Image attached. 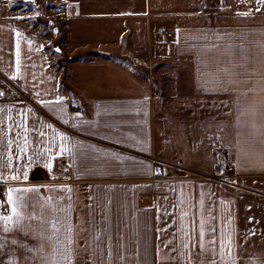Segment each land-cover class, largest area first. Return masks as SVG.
<instances>
[{"label": "crops", "instance_id": "1", "mask_svg": "<svg viewBox=\"0 0 264 264\" xmlns=\"http://www.w3.org/2000/svg\"><path fill=\"white\" fill-rule=\"evenodd\" d=\"M68 6L69 52L91 60H56L0 5V215L9 189H36L22 224L0 227V264H264V17L171 11L162 37L158 21L125 30L146 11ZM94 18L116 21H68ZM130 34L151 43L156 90L128 59ZM110 68L123 77L96 82ZM219 152L236 186L204 176Z\"/></svg>", "mask_w": 264, "mask_h": 264}, {"label": "rangeland", "instance_id": "2", "mask_svg": "<svg viewBox=\"0 0 264 264\" xmlns=\"http://www.w3.org/2000/svg\"><path fill=\"white\" fill-rule=\"evenodd\" d=\"M70 1L74 4H77V6H79L80 8L84 7V9H82L81 11L85 12H100L106 11L110 8L112 10L125 12L146 11L147 16L144 17H127L126 19L124 18L125 30L127 25L136 21V19L142 18L143 20L140 19V21L143 25L146 23V21H158L154 28L156 29V31H159L158 33L162 35V37L164 35V28L162 27L160 20L166 18L167 14H169L171 11L183 12L192 10L193 8H196L197 10L203 9V17H208V19H210V17H212V14L215 18H218L221 15L223 16L224 11L220 12L219 10H226L229 12V14H226L229 17L225 19H229L232 22H242L245 19H259L264 17V0H216L213 4L210 3L211 0H205L204 3L198 4L197 0H0V5L3 6V11L12 13L13 17H15L19 22L23 23L26 27L30 29H37L41 32L49 30V34L46 38V43L50 49V53L53 57H56V60H59L58 55L56 54L62 52V50H64V54L62 53L63 55L61 58L65 62H67L70 57L74 58V56L77 61L80 56H85L87 59H90V57L95 51H80L78 53L69 52L70 49L69 45L66 43V40L68 35V39H70V34L67 32L68 26L66 25L67 20L65 19L68 17L66 11L67 7L69 8L68 5ZM257 9L260 10L257 11ZM209 10L213 12H210ZM245 13H247V15H245ZM188 20L190 22H193L195 20V17H188ZM68 21L83 22L88 25H94L90 28H97V30H101V28H99L101 27V25L107 23L108 21L111 22L116 20H114L113 18H94L83 20L68 19ZM120 22H122L121 19ZM76 31L81 32V35L87 33L89 36L95 33L94 30L85 31L84 27L83 30ZM97 34H99V32ZM131 35L132 34L126 35V41L130 40ZM150 38L152 39L153 36L150 35ZM132 40L129 41L130 47H133L130 49V51L135 48H139L144 53V55L150 60L151 70L145 71L147 82L145 80L144 82L149 87L152 85V89L156 90L159 85H156V82H154L155 69L153 68V63L151 62L150 58V50L152 49L151 43H149V45H147L146 47H141V45L145 44V41H143L142 39L135 40V37ZM73 42H69L70 46L74 44ZM152 45H154L153 41ZM155 49L156 48L154 47V50ZM97 54L101 55V53ZM105 56H93V61H99L102 58H105ZM125 61L128 62L126 56ZM70 63L71 67H73L74 62ZM97 70L100 71L101 69H90V71ZM122 71L124 70H121L119 68H110L106 70L108 77L104 78L103 75L98 76L95 78L96 82H99V79L101 78L102 79L100 83H103L105 79L110 81H116L120 78V75L123 77V74L121 73ZM157 95H159V91ZM219 156L224 157L221 153L220 155H218V157Z\"/></svg>", "mask_w": 264, "mask_h": 264}, {"label": "snow or ice", "instance_id": "3", "mask_svg": "<svg viewBox=\"0 0 264 264\" xmlns=\"http://www.w3.org/2000/svg\"><path fill=\"white\" fill-rule=\"evenodd\" d=\"M260 9H257V11H259ZM245 15H247V13H245ZM15 78V77H13ZM0 95H2V93H0ZM61 139H66L65 137H61ZM25 143H27V140L25 139ZM23 151V149H22ZM69 151V149L66 146H62L60 149V153L62 154L63 152ZM47 167L49 169L52 168V164L49 162L47 164ZM0 179H6L3 176H0ZM11 179L13 180H17L19 179L18 176H12ZM24 179H27V173H24ZM63 190V189H62ZM36 191V189H9L7 191V199H6V204H7V210L9 211L8 215H0V227L3 228V231L5 232H10L12 231V228H17L19 227L23 220L25 219V217L23 216L22 212L20 211V209H25L28 207V203L25 201L23 194L27 193V192H34ZM14 193H19L20 196L17 198H14ZM0 206H4V202L0 201ZM36 205L33 204L32 205V210L35 211ZM49 223H51L53 229H55V231L59 232L60 228L57 227V224H59V220H53V221H49ZM9 225H12V228L9 227ZM70 230V229H69ZM201 237H203V233H201ZM66 259H68L66 257Z\"/></svg>", "mask_w": 264, "mask_h": 264}, {"label": "built area", "instance_id": "4", "mask_svg": "<svg viewBox=\"0 0 264 264\" xmlns=\"http://www.w3.org/2000/svg\"><path fill=\"white\" fill-rule=\"evenodd\" d=\"M48 34H49V30H47L42 35L44 36V38H47ZM129 58L132 61V63L136 65L144 66L146 70L149 71L151 70V64L149 58H147L139 48L133 49ZM205 176H208L212 180L221 183L223 185H226L228 187L237 185L236 182L237 175L234 166L230 164L229 161L222 156H219L216 160L214 173Z\"/></svg>", "mask_w": 264, "mask_h": 264}, {"label": "trees", "instance_id": "5", "mask_svg": "<svg viewBox=\"0 0 264 264\" xmlns=\"http://www.w3.org/2000/svg\"><path fill=\"white\" fill-rule=\"evenodd\" d=\"M139 67H142V69L146 70V68L144 66L139 65Z\"/></svg>", "mask_w": 264, "mask_h": 264}]
</instances>
